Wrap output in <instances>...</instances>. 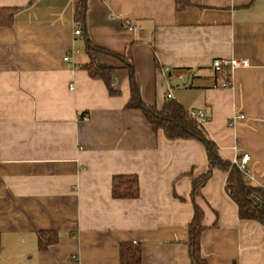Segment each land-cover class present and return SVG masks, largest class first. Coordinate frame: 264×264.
Masks as SVG:
<instances>
[{"label":"crops","instance_id":"obj_1","mask_svg":"<svg viewBox=\"0 0 264 264\" xmlns=\"http://www.w3.org/2000/svg\"><path fill=\"white\" fill-rule=\"evenodd\" d=\"M75 5L0 0L20 8L0 25V264H121L125 242L141 245L142 264H193L192 180L208 170L205 148L168 140L126 107L128 70L115 72V95L92 78L86 42L130 53L147 104L161 109L171 92L205 111L222 158L248 153L243 178L264 187V0H87L86 28ZM224 58L249 65L216 72ZM115 175H137L139 197L114 198ZM226 181L215 170L197 198L203 257L264 264V226L240 217ZM39 232L58 241L45 249Z\"/></svg>","mask_w":264,"mask_h":264},{"label":"trees","instance_id":"obj_2","mask_svg":"<svg viewBox=\"0 0 264 264\" xmlns=\"http://www.w3.org/2000/svg\"><path fill=\"white\" fill-rule=\"evenodd\" d=\"M187 1L186 4H189ZM20 8H0V25H11ZM87 0H76L75 21L78 27L86 28ZM86 52L90 62L84 65L89 75L105 82L112 95L117 94L114 88V74L118 69H126L130 75L131 97L126 104L128 109L140 110L155 132L162 131L170 141H197L206 151L208 170L192 180V202L194 206L193 219L189 225V251L193 264H209L203 257L201 238L204 225V210L197 203L202 188L206 185L215 170L227 174L226 191L236 202L242 219L255 220L264 226V187L245 182L241 170L236 163L222 158L216 142L210 137L203 123L191 115L179 101L168 99L161 109L149 105L142 96L136 81L135 68L130 53L120 55L103 47L94 45L88 38ZM114 58L115 64L110 60ZM225 71V70H223ZM221 71V72H223ZM112 195L117 199H135L140 195V183L137 175H115L113 178ZM58 241L54 232H39L40 246L45 249ZM1 248V237H0ZM121 264H142V248L138 243L125 242L120 245Z\"/></svg>","mask_w":264,"mask_h":264},{"label":"built area","instance_id":"obj_3","mask_svg":"<svg viewBox=\"0 0 264 264\" xmlns=\"http://www.w3.org/2000/svg\"><path fill=\"white\" fill-rule=\"evenodd\" d=\"M129 28L133 29L132 26H129ZM81 30L78 29L76 30V34H80ZM64 60L68 61L70 60V56H66ZM249 63L248 61L244 59H236V58H224V59H215L213 61V67L216 72H221L223 70H229L233 71L236 68H241V67H248ZM179 79L184 80L185 75L183 73H180L178 75ZM224 87H229L231 85L230 82L228 83H223L222 84ZM74 85H72L71 89H74ZM168 98L172 99L173 95L170 92L168 94ZM191 115L195 118L198 119L199 122L204 123L207 120V115L205 111H191ZM83 119L87 120V116H83ZM245 119V116L240 114L237 116H234L232 120H230L229 125L234 126L238 121ZM250 161V155L248 153L244 154L240 160H236L235 163L237 164L238 168L246 175H249V164Z\"/></svg>","mask_w":264,"mask_h":264}]
</instances>
